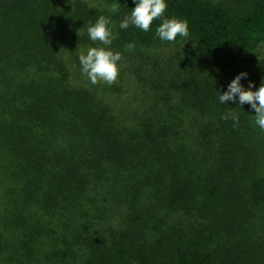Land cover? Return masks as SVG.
<instances>
[{
  "label": "trees",
  "instance_id": "obj_1",
  "mask_svg": "<svg viewBox=\"0 0 264 264\" xmlns=\"http://www.w3.org/2000/svg\"><path fill=\"white\" fill-rule=\"evenodd\" d=\"M120 1L119 21L134 7ZM166 2L215 73L208 91L128 52L115 82L92 84L78 56L103 45L87 38L98 15L85 2L58 11L52 0H0V258L264 264V135L249 105L210 90L240 60L264 57V0ZM160 22L149 32L118 22L112 43L152 47ZM229 107L235 127L220 118Z\"/></svg>",
  "mask_w": 264,
  "mask_h": 264
},
{
  "label": "clouds",
  "instance_id": "obj_2",
  "mask_svg": "<svg viewBox=\"0 0 264 264\" xmlns=\"http://www.w3.org/2000/svg\"><path fill=\"white\" fill-rule=\"evenodd\" d=\"M134 7L119 21V29L126 30L133 26L142 32H149L150 25L154 19L161 22L156 25L154 39L161 42H179L177 37L191 40L188 29V22L177 17L167 18L164 16L168 7L166 0H132ZM113 14L118 11V4L111 5L109 9ZM84 27V26H83ZM87 38L93 43L99 42L96 47H88L86 52H81L78 56L80 73L90 83L98 82L112 84L119 74V61L122 59L120 51H114L109 47L112 44L113 35L111 20L100 15L94 23H89L86 28ZM135 42H129L124 50L131 52L135 49ZM246 72L237 74L228 84L226 90L218 92L217 100L220 104L232 102L239 105H249L250 110L255 112L253 124L264 132V81L253 90L254 84L249 81L247 88L241 84L242 79L247 78ZM221 115L222 120L233 121L235 127L239 123V115L231 110Z\"/></svg>",
  "mask_w": 264,
  "mask_h": 264
},
{
  "label": "rangeland",
  "instance_id": "obj_3",
  "mask_svg": "<svg viewBox=\"0 0 264 264\" xmlns=\"http://www.w3.org/2000/svg\"><path fill=\"white\" fill-rule=\"evenodd\" d=\"M77 2H85L88 8L95 14L104 15L111 20V27L113 35L117 31V25L119 22V15L123 11L122 4L120 0H52V5L58 11H67L70 6L75 5ZM118 4V11L112 13L109 9L111 5ZM67 7V8H66ZM117 34V33H116ZM177 42H161L158 41L152 47H143L139 43H136V47L133 51L128 53H134L137 56L142 57V60L150 65L152 63L151 57H157L159 59V67L154 68V73L160 77H164L170 83L173 82L174 78H178V81L184 86L189 87L192 85L193 90L196 91L198 88L202 89L208 86L206 91L212 87L215 80L211 77H215V73L208 70L207 65L204 62L195 59V44L191 40L185 38L177 37ZM129 42H124L119 39L117 42L112 43L110 47L114 51H120L121 53H127L124 48ZM194 52V53H193ZM241 72H246L251 82L254 79H260L264 81V57H254L252 59H242L240 60L238 66L234 71H232L228 77L229 79L224 83L228 84L237 74ZM262 79V80H261ZM244 80V79H242ZM216 85H221V82L215 83ZM222 85L220 88L210 89L215 91H222L224 87ZM249 109V107H248ZM255 115V112L251 114ZM264 135V132L262 133ZM264 138V137H263ZM22 250V249H21ZM13 255L12 249H8L5 254L1 255L0 264H11L8 260L10 256ZM38 258V255L36 254ZM25 264H32L29 257H23ZM40 264H46L48 262H43L42 260H37ZM49 263L56 264L57 260L53 257L49 259Z\"/></svg>",
  "mask_w": 264,
  "mask_h": 264
}]
</instances>
